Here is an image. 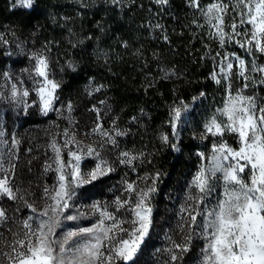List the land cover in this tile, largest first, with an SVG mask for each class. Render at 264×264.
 Here are the masks:
<instances>
[{
    "label": "snow or ice",
    "instance_id": "6c2138e0",
    "mask_svg": "<svg viewBox=\"0 0 264 264\" xmlns=\"http://www.w3.org/2000/svg\"><path fill=\"white\" fill-rule=\"evenodd\" d=\"M73 2L81 18L92 7L104 6L116 11L143 7L137 5V0ZM151 3L158 9H149L155 17H162L170 7V0H151ZM184 3L192 11L189 24L194 26V34L195 29L203 34H197V39L206 36L212 41L204 44L205 52L199 59L211 61L207 78L220 86L223 94L218 105L199 122L200 131L193 132V139L209 143L205 145L207 151L195 152L199 163L179 209V239L166 235L168 246L157 249L166 255L160 264H189L191 260L195 264H264V0H208L207 3L184 0ZM9 4L12 11L31 14L36 11L39 0H9ZM94 25L96 31L105 33V25L100 20ZM144 26L150 33L158 32L164 42L171 43L167 28L159 19L147 21ZM68 31L75 36L72 29ZM9 35L16 37L14 31L0 32V57H13L15 47L24 54L28 64L18 72L11 67L0 70V104L13 106L18 117L29 116L30 110L36 109L41 116L56 113L70 119L72 102L61 98L64 81L58 80L52 71L49 53L54 42H45L40 49L25 53L23 44L10 40ZM98 39L89 31L76 38L75 43L70 39L69 44L78 48ZM121 46L129 47L127 41H121ZM230 46L242 50L243 54L230 50ZM95 51L98 58L99 55L106 57L107 64L108 54L99 47ZM136 55L142 57L144 53L137 50ZM59 71L76 73L77 66L69 59ZM160 71L161 79L181 75L175 68ZM153 86L149 80L146 90ZM105 89L106 85L96 84L95 77H89L88 95ZM202 99H207L204 91L193 96L191 104L178 96L173 99L168 105L167 130L159 134L162 145L175 152L182 151L181 134L187 126L186 117L192 105ZM98 103L103 107L93 105L90 109L95 113V126L86 133L99 137L98 147L81 146L67 128L63 130L62 142L56 136L50 139L47 147L51 156L45 161L44 172H53L55 182L44 186L42 206L26 199L14 182L21 141L15 131H9L5 114L0 113V226H7L12 237L6 245L8 250L0 252L3 257L0 264H140L154 227L151 201L160 181L159 171L145 173L137 180L124 178L121 194L114 195L111 202L94 200L83 206L90 208V213L76 206L79 189L104 183L116 170L101 149L106 145L118 148L117 138L128 135L115 119L110 128L104 127L107 100ZM140 112L146 115L143 109ZM130 122H138V118L134 116ZM143 155L122 150L118 152L117 163L135 171L134 161L139 159L143 163ZM89 157L94 161L90 168L86 164ZM138 181L145 187H140ZM4 201L20 202L22 208L17 204L10 214ZM72 209L74 214H69ZM22 210H28L29 214L23 218L16 215ZM91 217L95 221L90 226L80 225L81 220ZM62 221L76 222V227L58 236ZM198 242H202L198 253L189 256Z\"/></svg>",
    "mask_w": 264,
    "mask_h": 264
},
{
    "label": "rangeland",
    "instance_id": "374dc122",
    "mask_svg": "<svg viewBox=\"0 0 264 264\" xmlns=\"http://www.w3.org/2000/svg\"><path fill=\"white\" fill-rule=\"evenodd\" d=\"M146 1L149 3V7L147 10L143 11V14H136L133 12L131 15L130 8L125 9L127 11L129 10L130 19L134 22H139L140 30L144 34L148 35L151 39H157L158 37L160 38V34L158 32L150 33L149 29L144 25L147 21L155 22L156 19H159L162 23L163 16L155 17L154 13L149 11V9H158L154 8L150 1ZM204 2L207 3L208 1L204 0ZM125 9H123V11ZM112 11L113 10H111V12ZM167 13H171L170 7L164 15ZM183 17L184 27L189 30L188 37H190L192 41L198 40L197 34L201 36L203 34L200 33L199 29H195L194 34V26H190L189 24L190 20L193 18L192 11L189 10L183 15ZM8 38L16 43L23 44L25 53L29 50H38L42 46V44H39L38 42L25 39V37L20 34H16V37L9 35ZM199 42L200 46L196 50L201 54L205 52L204 44L212 43V41L208 40L206 36H204L203 39H199ZM213 47L215 48V45H213ZM230 50H236L243 54L242 50L238 48L232 49L230 46ZM12 51L16 53L13 57H0V70L11 67L13 71L18 72L20 68L27 66L28 61L24 54L15 47L12 48ZM191 52L194 53L193 50ZM63 65H65V63L61 60H55V62H52V71L58 80L62 79L65 81V73H60L59 71L60 67ZM161 68H166L161 59H156L153 69H151L150 66L144 67L143 69L146 73L142 80L144 85H147L149 80H151L152 83H155L160 75H163L160 71ZM92 77H95L96 84L106 85V89L103 92L95 93L92 96L88 95L86 86L89 84V79L82 83V95L80 97L76 96L74 99L70 93L63 91L60 92L63 100H71L72 102L73 111L70 119L61 118L56 113H50L47 117L41 116L36 109H31V115L29 116L21 114L18 117L16 114L17 110L13 106L0 104V113L5 114L6 126L9 131H15L17 137L21 141L19 152L20 159L18 161L16 169L17 174L14 182L21 187L22 193L25 195L26 199L30 202L36 203L38 206H42L43 200L41 199V196L44 186H51L55 182V174L53 172H44L45 161L51 156V151L47 147L50 139L53 136H56L57 140L62 142L63 130L67 128L70 134H75L76 139L81 142V146L92 145L98 147L97 141L99 140V137L95 135H86V133H89L90 129L95 126V113L90 111V109L93 105L103 107L99 105V100H107L108 106L104 107L106 115H103L104 127L106 129L110 128L112 120L115 119L118 127L127 130L128 135L117 138L119 145L118 148H112L111 145H106L104 149H101L104 158L113 163L116 170L112 172L109 177L105 178L104 183L97 184L96 186L89 185L83 189H79L78 193H80V195L76 201V206L81 211H88L90 213L91 209L83 206L90 205L94 200L111 202L114 195L121 194L120 184L124 178L137 180L138 177H143L145 173H155L156 171H159L161 173L160 181L157 183V191L153 194L151 201L154 209V227L151 237L147 242V246L144 249V253L140 258V264H160V262L166 258V255L163 251H157V249L163 250L168 246V241L165 239L166 235H171L174 239H179V233L177 230L179 209L184 203L188 182L191 180L192 175L196 171L197 164L199 163L195 152L198 150L207 151L205 145L209 142L204 141L201 143L198 139H193V132L200 131L199 122L210 113L214 105H218L223 94L222 89L215 84V92L207 95V99L199 100L192 105V111L186 117L187 126L183 128L181 134L183 142L182 151L185 149L184 153H182V151L175 152L171 148L161 144L159 134L161 130H167L166 124L159 127H149L146 120L148 111L145 106H142L138 111L132 113L128 117L126 114L128 104L120 102V100L112 95V91H114L111 83L112 80L109 78H107L108 80L105 79L104 75ZM186 102L191 104L192 98ZM141 109L144 110L146 115H141ZM134 116L138 118V122H130L131 118ZM183 119L184 118L182 117V120ZM58 133L59 135H57ZM226 139H229L230 143L232 142L230 138L226 137ZM152 141L156 142L159 147L161 158L158 162L151 161V163H141L138 159L137 161H134L135 171H133L131 167H126L117 163L118 152L122 150L137 154L143 153L144 155L142 159L144 161L146 147ZM29 148L32 149L31 152L27 151ZM170 152L182 156L180 165L175 168L176 171L172 170V168L168 170L169 167L174 165L172 163H178L176 158H173L171 162L168 160ZM66 153L67 150H65V159H67ZM86 164L88 168L92 167L94 164L93 159L89 157ZM26 169H28L33 180L26 181L24 179ZM138 183L140 187H145L143 182L138 181ZM3 203L5 206L9 207L10 214H12L11 209L15 208L17 204H20L22 208L20 202L13 203L4 201ZM74 212L75 209H72L69 214H74ZM28 214V210H22L21 213H17L16 215L23 218ZM94 221L95 217H91L90 219H83L79 223L81 226H90ZM62 224L63 227L57 229L58 236L62 231L76 227V222L73 221H62ZM0 235L3 237V239H0V252L7 251L8 249L6 245L12 239L11 234L7 230V226H0ZM200 245H202V242H198L194 253H190L189 256H194L198 253ZM2 260L3 257L0 256V261ZM189 264H195V260H191Z\"/></svg>",
    "mask_w": 264,
    "mask_h": 264
},
{
    "label": "trees",
    "instance_id": "16d2710c",
    "mask_svg": "<svg viewBox=\"0 0 264 264\" xmlns=\"http://www.w3.org/2000/svg\"><path fill=\"white\" fill-rule=\"evenodd\" d=\"M140 4L143 7L130 8L131 15L133 12L143 14L149 7L146 0H137V5ZM152 6L156 8L154 4ZM170 10L171 13L163 15L162 19L167 28L170 44L159 37L151 39L144 34L140 30L139 22L130 19L129 10L116 11L103 6L92 7L81 18L77 16L78 8L73 0H39L36 11L31 14L12 11L9 0H0V32L14 31L25 39L42 45L48 41L54 42L50 52L52 62L59 59L65 63L66 60L72 59L77 64L76 73H65L66 79L62 89L63 92L70 93L74 99L82 95V83L89 77L104 75L105 79L112 80L114 88L112 95L120 102L128 104L126 111L128 117L145 106L148 111L146 120L149 127H159L165 124L168 118V105L177 96L188 101L200 91L206 92L207 95L216 91L215 83L207 78L212 67L211 61H200L202 54L196 50L200 46L199 39L192 41L188 37L189 30L184 27L183 15L189 11L184 0H170ZM63 17L71 19L65 21ZM97 20L105 25V33L101 34L95 30L94 22ZM68 29H72L75 36ZM89 31L94 32L99 39L89 41L78 48L70 46V39L75 43L76 38ZM121 41H127L129 47H122ZM97 47L108 54L107 64L106 57L99 55L98 58L95 51ZM137 50L144 55L137 56ZM156 59H161L164 67L175 68L181 75L179 78L171 79H161L160 75L153 83L154 86L146 90L147 85L142 81L146 75L143 68L150 66L153 69ZM184 151L185 149L182 153ZM144 158L145 163L159 161L161 156L156 142L149 143ZM173 158H176L178 163H172L174 165L168 170L172 168L176 171L175 168L180 165L182 156L170 152L168 160L171 162ZM31 178L26 169L24 179L30 181L33 180Z\"/></svg>",
    "mask_w": 264,
    "mask_h": 264
}]
</instances>
